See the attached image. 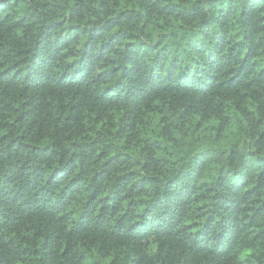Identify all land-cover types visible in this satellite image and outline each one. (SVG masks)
<instances>
[{
  "label": "clouds",
  "instance_id": "clouds-1",
  "mask_svg": "<svg viewBox=\"0 0 264 264\" xmlns=\"http://www.w3.org/2000/svg\"><path fill=\"white\" fill-rule=\"evenodd\" d=\"M0 264H264V0H0Z\"/></svg>",
  "mask_w": 264,
  "mask_h": 264
}]
</instances>
